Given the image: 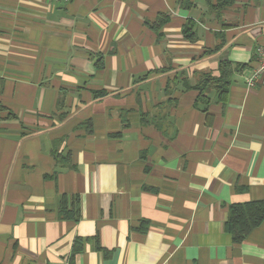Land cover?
<instances>
[{"label":"crops","instance_id":"crops-1","mask_svg":"<svg viewBox=\"0 0 264 264\" xmlns=\"http://www.w3.org/2000/svg\"><path fill=\"white\" fill-rule=\"evenodd\" d=\"M186 1L0 0V264H264V0Z\"/></svg>","mask_w":264,"mask_h":264},{"label":"trees","instance_id":"trees-1","mask_svg":"<svg viewBox=\"0 0 264 264\" xmlns=\"http://www.w3.org/2000/svg\"><path fill=\"white\" fill-rule=\"evenodd\" d=\"M209 7L218 10V14L224 8L229 6L233 0H216V4H210ZM186 7L190 6L186 0H179ZM193 22L187 20L182 28L183 37L188 40H194L196 34L193 31ZM233 66L230 61L222 60L218 64L217 74L210 72L198 74L197 81L193 87L199 91L197 97L198 103H207L209 101L208 91L214 90L218 99L223 100L228 92ZM4 108H0V111ZM13 117V114H8ZM64 198L61 199L59 214L61 217L77 218L76 209L70 213L66 208ZM264 220V199L251 200L240 203H232L228 207L227 217L224 221V230L228 232L234 242H241L248 233Z\"/></svg>","mask_w":264,"mask_h":264},{"label":"built area","instance_id":"built-area-1","mask_svg":"<svg viewBox=\"0 0 264 264\" xmlns=\"http://www.w3.org/2000/svg\"><path fill=\"white\" fill-rule=\"evenodd\" d=\"M66 1V0H65ZM256 64L249 70L245 85L253 88L257 84H264V43L256 48Z\"/></svg>","mask_w":264,"mask_h":264},{"label":"rangeland","instance_id":"rangeland-1","mask_svg":"<svg viewBox=\"0 0 264 264\" xmlns=\"http://www.w3.org/2000/svg\"><path fill=\"white\" fill-rule=\"evenodd\" d=\"M249 72V71H248Z\"/></svg>","mask_w":264,"mask_h":264}]
</instances>
